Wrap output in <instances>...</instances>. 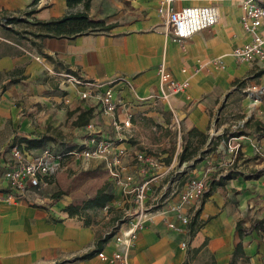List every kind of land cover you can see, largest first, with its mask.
<instances>
[{"label":"crops","instance_id":"obj_1","mask_svg":"<svg viewBox=\"0 0 264 264\" xmlns=\"http://www.w3.org/2000/svg\"><path fill=\"white\" fill-rule=\"evenodd\" d=\"M163 1L93 0L90 16L112 26L110 32L37 40L42 46L43 54L51 60L31 44L32 49L26 50L14 43L16 39L8 37V31L0 25V30L5 32V35L0 34V163L3 150L10 140L15 137L35 138L48 132L49 128L52 129L53 136H59V141L64 143L66 128L80 132L93 128L96 135H102L97 136L98 138L117 137L110 119L103 114L101 107L93 100H81L75 87L63 83L60 75L74 74L104 86L112 85L116 97L124 102L126 109L132 114V128L126 132L121 143L128 153L124 162L129 171L133 169L134 155L139 152V144L132 138L140 127L147 126L150 130L160 132H173L179 128L181 150H161L162 157L159 159H164L165 164L154 174L158 177L153 178L151 193H156L159 189V175L167 168L171 169L173 175L179 170L180 173L185 172L189 180L192 175L201 174L209 158L219 150L222 140L238 132L232 131L224 136L216 150L206 155L194 168L191 167L194 162L182 164L179 161L183 151L182 135L197 129L208 135L209 139L221 136L214 112H221L223 96L232 94L230 90L234 89L233 82L240 75L251 73L248 79L252 80L249 83L247 81L249 86L258 81L263 73L258 75L260 72H256L251 65L238 64L231 57L224 59L225 70L208 64L214 58L228 55L236 46L249 40V35L240 25V2L217 3L219 23L180 45L167 32V8L165 6L162 10ZM33 2L34 0H0V18L18 15L28 10ZM207 4V0H179L171 4V7L179 10ZM35 8L38 11L33 18L41 21L61 18L70 11L65 0H40ZM71 11L81 12L83 6ZM8 44L23 53L8 55ZM162 65L177 81L187 79L190 82L189 88L172 97L169 104L153 98L159 93V69ZM18 69L22 72L9 75ZM236 69L242 71L236 72ZM14 77L26 79L8 86L9 80ZM3 85H7L5 91L2 89ZM246 100L249 105L247 107L251 110L250 102ZM80 111H92V114L88 126L77 128L73 122ZM118 117L123 119V112L118 113ZM243 119L242 117L234 125ZM252 122L256 136L246 134V128ZM255 123L260 124L259 130ZM241 132L246 136L243 140L246 142H242V154L237 164L238 171L243 175L217 187L204 204L200 221L207 222L206 225L192 238L190 226L186 232H175L168 228L161 214L152 212L138 232L136 245L130 252L127 264H184L186 261L193 264L199 259L202 260L201 264H209L210 256H214L216 264H230L234 247L240 241L236 234L237 222L245 219L246 225H249L264 219L260 207L264 176L259 180H247L245 176L251 171L245 173L239 169L240 162L245 158L255 169L264 167V156L256 152L257 148L264 150V119L257 117L246 124ZM88 137L89 135L83 144ZM54 143L50 142L46 147L56 148ZM172 153V162L168 164L167 159ZM176 168L177 171L174 170ZM187 182L184 185L180 183L178 189L183 190ZM252 185H255V190ZM231 192L243 199L240 212L232 203ZM114 195L115 202L116 194ZM257 195L260 196L256 198ZM2 196L0 190V264H121L104 261L99 254L91 259L71 261L95 249L98 240L108 232L104 233V228L83 217L70 218L65 211L68 206L62 207L60 201L51 205V197V202L47 204L34 202L36 194L30 192L25 201L9 205L2 200ZM121 200L118 209L112 205L114 202L111 207L119 215L127 216L126 212H129L130 207L125 204L124 198ZM198 203L200 205V201ZM198 203L188 205L187 212L191 219L200 207ZM34 204L42 207H34ZM244 212L254 215L253 220L240 218ZM108 214L111 218L107 229H112L110 220L114 213ZM205 242L207 246L196 254L195 250ZM183 243H186V248L182 247ZM242 244L246 260L239 264H264L262 233H252L242 240ZM118 250L119 247L112 238L102 252L112 255Z\"/></svg>","mask_w":264,"mask_h":264},{"label":"built area","instance_id":"obj_2","mask_svg":"<svg viewBox=\"0 0 264 264\" xmlns=\"http://www.w3.org/2000/svg\"><path fill=\"white\" fill-rule=\"evenodd\" d=\"M176 1L179 0H164L162 10L166 6L167 32L180 45H184L197 33L211 29L219 23L220 12L217 3L240 2L242 9L240 25L249 35V40L236 46L228 55L214 58L208 64L225 70L224 59L231 57L238 64L251 65L258 73L263 71L258 81L249 86L246 84L243 92L255 117L264 119V0H207L208 4L205 6H189L179 10L171 7ZM60 76L64 84L76 88L81 100H93L101 107L103 114L110 119V125L117 137L98 138L90 129L89 137L83 146L66 153L56 152L54 147L34 149L25 143L15 142V139L10 140L3 150V159L0 163L2 200L9 205L25 201L32 190L47 185L44 184L45 180L60 170L61 162L65 158L98 160L105 164L115 187L121 190L125 204L134 210L126 212L127 216L123 217L126 222L120 225L113 237L119 250L112 255L101 252L98 255L101 259L109 263L127 264L130 252L136 245L138 232L152 212L161 214L169 229L178 233L186 232L191 222L187 212L188 205L198 203L202 199L208 177L215 173L219 176L226 174L228 169L235 165L242 154V141L246 136L229 135L227 139L222 140L219 150L209 158L202 173L192 175L183 190L178 189L179 181L174 180L180 171L173 175L171 169L167 168L169 182L161 188L160 194L150 193V183L153 180L138 185L135 176L124 162L128 153L121 143L126 132L132 128V114L126 109L124 102L116 97L114 87L87 81L74 74ZM189 86V80L177 81L162 65L159 69V93L153 98L169 104L172 97L187 90ZM120 112L124 114L123 119L118 117ZM249 119V116L245 117L234 125L233 132L244 130ZM256 152L264 156V150L261 148H257ZM135 160L142 166L159 167L158 159L151 157L147 152L137 153ZM260 207L264 214V193L260 198ZM182 247L186 248V243H183Z\"/></svg>","mask_w":264,"mask_h":264},{"label":"trees","instance_id":"obj_3","mask_svg":"<svg viewBox=\"0 0 264 264\" xmlns=\"http://www.w3.org/2000/svg\"><path fill=\"white\" fill-rule=\"evenodd\" d=\"M40 0H34V2L30 5L28 10L20 12L18 15H8L0 18V25L3 26L8 31L9 36L16 41L18 45H21L22 40H27L30 44L38 50L40 54L44 57L51 60V58L42 52V46L40 43L36 42L37 40H45L47 38H75L83 35L93 34V33H108L112 29V26H107L104 21L94 20L89 12L92 6L93 0H65L68 9L70 10L68 14L65 16L53 19L49 21H41L34 19V15L37 14V9L35 8ZM82 5L83 11L81 12H72L74 8ZM24 25L23 30H18L16 27L19 25ZM13 50V51H12ZM23 52L8 44V55H18ZM22 72V70H15L10 74ZM260 72L258 75H260ZM257 75V77H258ZM1 76V75H0ZM26 78H11L8 82L9 85L19 84ZM247 84V79L244 80H235L233 82V88H243ZM3 91L7 89V85L2 86ZM92 111H80L77 116L76 121L73 122L74 127H85L89 125L91 119ZM252 120H248L247 124H249ZM256 124V129H260V124ZM243 132H238L233 135L240 136ZM232 135V134H231ZM225 134L217 137H213L209 139L208 135H205L198 131L197 129H192L187 133V135H182L183 140V151L179 156L180 163L185 162H194L191 165L194 168L195 164H198L206 155L213 153L220 141L224 138ZM15 142L17 143H25L28 147L39 149L46 148L47 144L50 142H55L54 144L57 146L55 148L56 152L66 153L71 151L77 146L69 147L66 143L59 141V136L54 137L52 133V129L49 128L48 132L38 135L35 138H20L15 137ZM60 147V148H59ZM205 148V149H204ZM173 153L169 155L167 159V163L172 162ZM240 157L235 162V165L228 169L226 174L213 176L207 183L206 190L204 191L203 197L200 200V207L192 216L190 222V234L191 237H195L196 234L206 225L207 222L200 221L201 209L204 204L210 199L213 195L217 187L224 186L228 181L237 179L239 176L243 175L240 171H238V164ZM264 176V169L253 170L248 175H246L247 180H259ZM175 181H179L184 185L188 180L189 176L186 175L185 172L178 173L176 175ZM63 192L59 191L52 195L51 205L57 204L61 197L63 196ZM115 200V195L112 190V184L106 183L100 189H98L94 196L87 200L84 204H71L69 205L65 211L68 213L70 218L74 217H82V212L85 210H102L107 209V212L114 216L110 220L112 223V229L108 232L103 238H100L96 244L95 249L84 254L80 257H77L73 260H87L91 259L98 254H100L104 247L112 240V238L116 235L117 231L120 228V225L126 222L123 220V217L119 215L116 209L111 207V204ZM34 207H42L40 205L34 204ZM116 212V213H115ZM86 225H90L89 222H85ZM254 232L264 233V219L256 220L249 225H246L245 219L239 220L236 224V234L238 239L240 240L234 247L233 254L231 256L230 264H239L240 261L246 260L245 252L243 249L242 240L251 235ZM207 246V242L203 244V246L197 250L195 253L197 254L203 248ZM184 264H188V262H184ZM216 264L214 256H210V263Z\"/></svg>","mask_w":264,"mask_h":264},{"label":"rangeland","instance_id":"obj_4","mask_svg":"<svg viewBox=\"0 0 264 264\" xmlns=\"http://www.w3.org/2000/svg\"><path fill=\"white\" fill-rule=\"evenodd\" d=\"M17 28L22 30L24 29V25L23 24L19 25ZM0 34L5 35V32L0 30ZM21 46L26 50L32 49L30 43H28L27 40H23L21 42ZM228 62H230V60H228ZM241 71L242 69H236V72H241ZM250 75L251 73L245 75L242 74L240 75L238 80L247 79L249 83L252 80V79H248ZM243 89L244 87L242 89L240 88L231 89L230 91L232 92V94L231 95L226 94L222 98L223 101L220 104L221 112L220 113L218 111L214 112V118L216 119L217 122H219L218 123L219 132L222 135L223 134H225V136L229 135L230 132L233 131L232 125H234L237 121L242 119V117L245 118L244 116H249L252 121L256 120L257 118L255 117L253 112L249 110V107H247L249 105L246 100V95L243 92ZM224 99L226 100L224 101ZM94 128L96 129V126H94ZM91 130L93 131V128H91ZM64 132L66 134L65 140L69 147L72 146L81 147L84 140L86 139V136L89 135L88 130L86 131L83 130L82 132H80L66 128ZM135 134L136 135L135 137L132 138V140H135V143L139 144L138 145L139 152H147V154H149L151 157H154L155 159L157 158L159 167L160 166L163 167V163L165 164L164 159L162 160L159 159V157H162L160 155L161 150H168L169 152L175 151L176 149H178V151L181 150V140L179 138L178 127L173 132L172 131L160 132V130L153 131L150 130L147 126H144V127H140ZM246 134L250 136H256L253 122L250 125H248V127L246 128ZM97 136L101 137L102 135L98 134ZM242 142L245 143L246 141H242ZM244 143H242V145H244ZM135 157L136 154L134 155V158ZM132 166L133 169H131L132 171L130 172L135 176L136 183L138 185L147 181L149 182L150 180H153V178L158 177L157 175L154 174L158 172L159 167L142 166L139 164L137 160H135ZM239 169L241 171H244L245 173H249L252 170H259V169H255V166L251 165L249 160H247V158H245L240 162ZM260 169H264V167ZM174 170L177 171L178 169L176 168ZM166 173H167L166 170L160 173L159 176L161 177L158 180L160 181V185L156 193H159L161 191V188L169 182L170 177H168ZM210 177H208V179ZM106 183L112 184V190L116 194V201L112 205L118 209L119 204H121L122 201L121 198H123L122 197L123 195L121 190L115 187L105 164L98 160L83 161L81 159H76L74 157H68L62 160L60 170L54 176L48 178V180H45L44 184L47 185H43L37 190H32L31 192H34L36 194L34 202L47 204L51 202V197L54 193L61 191L64 194L60 199V204L62 207L65 206L67 207L71 204H76V203L84 204L87 200L92 198L95 192ZM153 184H154L153 182L150 183V188H151L150 191H153L152 190V187L154 186ZM252 187L253 190L256 189L255 185H252ZM259 196L260 195H257L256 198H258ZM230 198L232 200V203L236 205V208L239 211L243 199L239 198L237 194L234 192H231ZM256 198L254 197L255 201H257ZM45 200L47 201L45 202ZM197 205L200 206L199 203ZM127 206L130 207L128 209L129 211L130 209L132 210V212L134 211L133 207H131L130 205ZM82 217L85 218L86 220H89L90 222H94V224L99 225V227L104 228L105 229L104 233L111 231V229L109 228L107 229V226L109 225V219L111 218V216L107 213L106 209L102 211L85 210L82 212ZM243 217L250 218V220H253L254 215H247V212H244L242 213L240 218ZM201 261L202 260L200 259L195 260L193 264H201Z\"/></svg>","mask_w":264,"mask_h":264}]
</instances>
